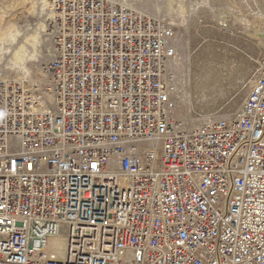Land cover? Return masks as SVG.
<instances>
[{"label": "built area", "instance_id": "2783aa9c", "mask_svg": "<svg viewBox=\"0 0 264 264\" xmlns=\"http://www.w3.org/2000/svg\"><path fill=\"white\" fill-rule=\"evenodd\" d=\"M53 10L45 79H0V264H264V65L193 126L166 22Z\"/></svg>", "mask_w": 264, "mask_h": 264}, {"label": "rangeland", "instance_id": "374dc122", "mask_svg": "<svg viewBox=\"0 0 264 264\" xmlns=\"http://www.w3.org/2000/svg\"><path fill=\"white\" fill-rule=\"evenodd\" d=\"M40 1L0 0V31L18 33L16 46L45 18ZM110 1L163 20L174 30L180 79L176 111L185 122L196 126L238 109L258 65H264V0H183V13L174 11L178 0L171 7L170 0ZM49 22L42 55L26 64L25 80L33 83L45 79L40 66L53 56ZM10 57L6 53L0 63V79H19L17 70L5 65Z\"/></svg>", "mask_w": 264, "mask_h": 264}, {"label": "bare ground", "instance_id": "6f19581e", "mask_svg": "<svg viewBox=\"0 0 264 264\" xmlns=\"http://www.w3.org/2000/svg\"><path fill=\"white\" fill-rule=\"evenodd\" d=\"M56 0H41V12H44L45 18L37 24L36 30L25 37L21 44L15 45V38L18 33L0 31V63L4 55L10 54V60L5 63L8 68L16 69L19 73V79L25 80L29 76V71L26 64L29 61L36 60L43 52V44L47 41L43 38L42 34L45 32L46 22H52L55 12L53 10ZM175 0H170L169 6L171 7ZM183 0H178V9L174 11L184 12L185 6ZM130 7V5H127ZM132 8V7H131ZM48 11L47 13H45ZM15 45V46H14ZM3 80V79H1Z\"/></svg>", "mask_w": 264, "mask_h": 264}]
</instances>
